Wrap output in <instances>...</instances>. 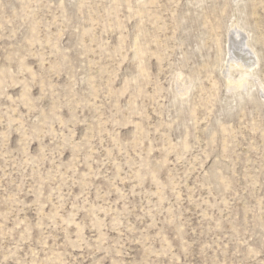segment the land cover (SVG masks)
I'll return each instance as SVG.
<instances>
[{
    "label": "rangeland",
    "instance_id": "374dc122",
    "mask_svg": "<svg viewBox=\"0 0 264 264\" xmlns=\"http://www.w3.org/2000/svg\"><path fill=\"white\" fill-rule=\"evenodd\" d=\"M0 264H264V0H0Z\"/></svg>",
    "mask_w": 264,
    "mask_h": 264
},
{
    "label": "bare ground",
    "instance_id": "6f19581e",
    "mask_svg": "<svg viewBox=\"0 0 264 264\" xmlns=\"http://www.w3.org/2000/svg\"><path fill=\"white\" fill-rule=\"evenodd\" d=\"M255 59V62L253 63ZM258 61L257 55L253 54H243L242 52L236 51V56L229 58V67H236L240 69V79L238 82L248 75L249 71L253 68V65Z\"/></svg>",
    "mask_w": 264,
    "mask_h": 264
}]
</instances>
